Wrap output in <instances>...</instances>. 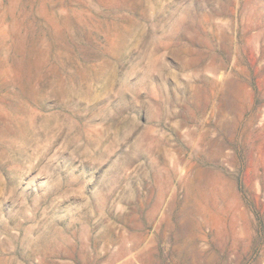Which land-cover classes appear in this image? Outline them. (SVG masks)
Wrapping results in <instances>:
<instances>
[{"label": "rangeland", "instance_id": "rangeland-1", "mask_svg": "<svg viewBox=\"0 0 264 264\" xmlns=\"http://www.w3.org/2000/svg\"><path fill=\"white\" fill-rule=\"evenodd\" d=\"M0 264H264V0H0Z\"/></svg>", "mask_w": 264, "mask_h": 264}]
</instances>
